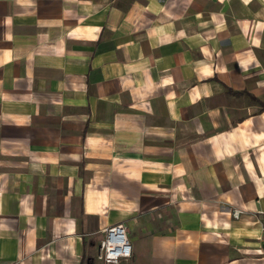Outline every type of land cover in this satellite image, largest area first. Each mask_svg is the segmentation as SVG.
<instances>
[{
    "label": "crops",
    "instance_id": "1",
    "mask_svg": "<svg viewBox=\"0 0 264 264\" xmlns=\"http://www.w3.org/2000/svg\"><path fill=\"white\" fill-rule=\"evenodd\" d=\"M264 264V0H0V264Z\"/></svg>",
    "mask_w": 264,
    "mask_h": 264
},
{
    "label": "built area",
    "instance_id": "2",
    "mask_svg": "<svg viewBox=\"0 0 264 264\" xmlns=\"http://www.w3.org/2000/svg\"><path fill=\"white\" fill-rule=\"evenodd\" d=\"M264 234V224L262 225ZM133 253L129 230L124 224H117L105 230L98 259L105 264H118L120 260L131 258Z\"/></svg>",
    "mask_w": 264,
    "mask_h": 264
}]
</instances>
